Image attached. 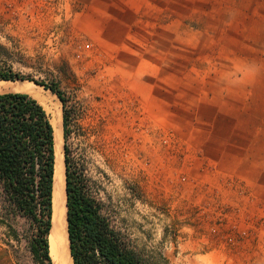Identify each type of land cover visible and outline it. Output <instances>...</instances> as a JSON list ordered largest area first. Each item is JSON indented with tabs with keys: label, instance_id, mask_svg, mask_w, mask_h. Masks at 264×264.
<instances>
[{
	"label": "rangeland",
	"instance_id": "rangeland-1",
	"mask_svg": "<svg viewBox=\"0 0 264 264\" xmlns=\"http://www.w3.org/2000/svg\"><path fill=\"white\" fill-rule=\"evenodd\" d=\"M0 61L23 76L10 81L66 93L64 145L159 261L264 264V216L251 225L248 208L196 190L220 168L197 169L206 153L243 154L245 172L264 162V0H0ZM0 248L32 264L3 224Z\"/></svg>",
	"mask_w": 264,
	"mask_h": 264
},
{
	"label": "trees",
	"instance_id": "trees-1",
	"mask_svg": "<svg viewBox=\"0 0 264 264\" xmlns=\"http://www.w3.org/2000/svg\"><path fill=\"white\" fill-rule=\"evenodd\" d=\"M19 79L23 76L0 61V81ZM33 81L62 102L67 140L70 114L66 93L57 84ZM64 157L68 238L74 264H164L154 246L140 245L114 225L66 143ZM55 172V130L44 105L27 93H0V224L13 239L24 242L32 264H55L50 241ZM0 264H14L10 250L0 248Z\"/></svg>",
	"mask_w": 264,
	"mask_h": 264
},
{
	"label": "bare ground",
	"instance_id": "bare-ground-1",
	"mask_svg": "<svg viewBox=\"0 0 264 264\" xmlns=\"http://www.w3.org/2000/svg\"><path fill=\"white\" fill-rule=\"evenodd\" d=\"M16 81V80H15ZM0 81V91H16L30 94L38 99L48 111L55 130L56 172L54 227L50 235L51 256L55 264H74L68 238L66 167L64 160L63 111L61 104L54 102L52 94H44L39 86L29 81ZM43 90V88H42ZM6 93V92H5ZM58 101V100H57ZM59 217L58 223L57 218Z\"/></svg>",
	"mask_w": 264,
	"mask_h": 264
},
{
	"label": "crops",
	"instance_id": "crops-1",
	"mask_svg": "<svg viewBox=\"0 0 264 264\" xmlns=\"http://www.w3.org/2000/svg\"><path fill=\"white\" fill-rule=\"evenodd\" d=\"M245 159L247 158L243 154H230L223 151L216 155L206 153L202 158L199 156L197 169L206 161L218 165L220 168L217 169L218 173L203 176L198 182L196 190L202 193L212 192V194L219 191L222 197L232 202L233 205L242 206L243 210L248 208L251 221L255 218L251 225H257L258 218L264 216V162H254L251 171L245 172L242 168H238V165H243L240 163H243ZM232 172L239 174L236 175ZM228 178H234L242 184L246 193L239 190V185L235 186L234 189L228 188L225 183Z\"/></svg>",
	"mask_w": 264,
	"mask_h": 264
},
{
	"label": "built area",
	"instance_id": "built-area-1",
	"mask_svg": "<svg viewBox=\"0 0 264 264\" xmlns=\"http://www.w3.org/2000/svg\"><path fill=\"white\" fill-rule=\"evenodd\" d=\"M228 240H229L230 244H234L235 243L234 237H228Z\"/></svg>",
	"mask_w": 264,
	"mask_h": 264
},
{
	"label": "water",
	"instance_id": "water-1",
	"mask_svg": "<svg viewBox=\"0 0 264 264\" xmlns=\"http://www.w3.org/2000/svg\"><path fill=\"white\" fill-rule=\"evenodd\" d=\"M58 220H59V217L57 218V223H58ZM53 227H54V225H53ZM52 230H53V228H52Z\"/></svg>",
	"mask_w": 264,
	"mask_h": 264
}]
</instances>
